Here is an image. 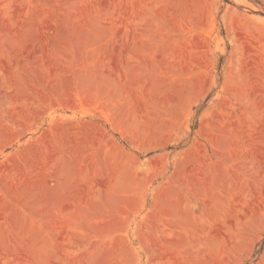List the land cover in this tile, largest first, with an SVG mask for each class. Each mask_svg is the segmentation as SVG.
<instances>
[{
	"label": "rangeland",
	"instance_id": "374dc122",
	"mask_svg": "<svg viewBox=\"0 0 264 264\" xmlns=\"http://www.w3.org/2000/svg\"><path fill=\"white\" fill-rule=\"evenodd\" d=\"M0 264H264V0H0Z\"/></svg>",
	"mask_w": 264,
	"mask_h": 264
}]
</instances>
